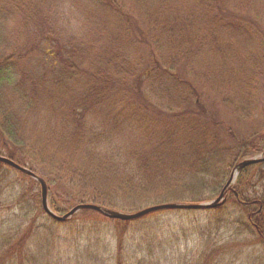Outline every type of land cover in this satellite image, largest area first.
Wrapping results in <instances>:
<instances>
[{"label":"trees","instance_id":"trees-1","mask_svg":"<svg viewBox=\"0 0 264 264\" xmlns=\"http://www.w3.org/2000/svg\"><path fill=\"white\" fill-rule=\"evenodd\" d=\"M24 61L36 62L45 79L19 77L15 64ZM263 75L264 0H0V156L44 181L47 194H55L49 209L58 215L67 213L58 201L70 209L94 205L130 215L163 204H202L207 200L199 192L215 200L244 157L264 152L248 146L256 136L253 126L246 138H237L236 127L253 120L254 82ZM40 92L54 102L58 122L55 116L44 126L38 121V135L27 130L11 102L24 106L25 117L37 116ZM208 100L216 109L209 115ZM197 110L205 120L194 117ZM214 146L226 153L239 148L220 175ZM262 166L264 161L253 168ZM5 168L0 164V194L20 185L11 208L30 222L26 237L35 236L33 254L29 241L26 250L20 240L15 245L21 260L30 255L38 262L57 222L41 208L39 185L16 171L19 180L13 182ZM250 169L226 190L224 199L232 204L206 211L233 233L207 247L202 264H219L226 256L235 264L240 254L243 264L261 262L243 251L264 250V193L247 195L254 187L246 184ZM230 207L226 220L222 215ZM82 212L91 219L76 221L71 243L78 248L76 261L92 264H108L114 253L113 264H172L165 252L180 236L157 217L198 213L164 210L120 222ZM104 222L122 229L114 236L100 228ZM112 243L113 254L107 250Z\"/></svg>","mask_w":264,"mask_h":264},{"label":"rangeland","instance_id":"rangeland-1","mask_svg":"<svg viewBox=\"0 0 264 264\" xmlns=\"http://www.w3.org/2000/svg\"><path fill=\"white\" fill-rule=\"evenodd\" d=\"M200 51H201V55H202L204 53V49H202ZM159 57L162 58V55H159ZM21 59L24 60L25 58H21ZM15 66L17 69L16 72L19 74V77H21L22 74H25L26 78L34 80V81L37 79H45V78L41 77V75H43L45 72L41 73L40 68H38V64H36V62H30V63L18 62L15 64ZM40 66H42V65H40ZM85 69L86 68L82 69L81 73L85 72ZM250 71H251V69L248 71V74L250 73ZM31 73H32V76L30 75ZM46 73H48V72L46 71ZM46 77H47V75H46ZM253 80H255V78ZM57 82L58 81L55 79L54 84L57 85ZM42 84L44 87H46L45 83L42 82ZM46 84H47V79H46ZM254 84H256L255 88H259L257 93H255L253 91L254 97L256 98V101H255V103H256L255 111L256 112H255V115H254L252 121H250L248 123L246 122V124H244V125H240V124L236 125V127L238 128L237 138L238 137L242 138V137L247 136V135H243V134H245L246 131L253 126L254 131H252V130L251 131L256 132V136L251 138V140H250L251 146H250V144H248V146L250 148V147H253V145H255V146L259 145V148L262 152V150L264 149V75H263V77L261 76V78H260V76L257 77V83L254 82ZM26 93H27L28 99H31L33 94L30 93V91L28 90L27 87H26ZM55 96L56 97L58 96V90H57V93L55 94ZM37 98H38V101L40 98V104H39V107L37 108L39 115L34 116V117H29V116L25 117V114H27L26 109H24V106H22L21 103L18 101H16V103L11 102V104H12L11 106L15 107L14 109H16V112L20 115V117H22L21 118V119H23L22 121H24V119H25L24 124L27 125V127H28L27 130H29V128H31L35 132L39 131V133H38V135H39L40 133L43 134L41 132L42 130L40 129V126L41 125L44 126L46 124V122H48V120H50L53 116H55L56 121L58 122V112L54 111V109H53V105H55L54 102H52L51 99L49 100L48 97H45L44 95H42L41 92L38 93ZM205 105H206V107H209V109H207L208 115L211 114V111L216 112L215 106L211 105L210 100L205 102ZM201 106L203 107L204 104H202ZM194 112H195L194 117H196L198 119V121H202L199 118L203 119L204 117H202L201 115H196L198 113V110L194 111ZM75 115L80 116V112L76 111ZM204 120H205V118H204ZM38 121L40 122V126L38 124ZM238 123H242V122H237V124ZM88 124H89V122H88ZM214 128H217V127H214ZM252 132H250V133L252 134ZM23 134L26 135L25 129L23 131ZM55 134H56V136H58V132H56ZM219 136L222 137L220 133H219ZM211 137H214V135L211 134ZM249 148H247V151L250 153L251 150ZM212 149L218 150L219 155H221V157L218 160L217 165H215V171L217 172L218 175H220L222 173V170L224 168L226 169V167L229 165V163L231 161L230 158L231 157L233 158V156L239 152V148L232 146L228 153L223 152L221 149H219V146L216 148L214 146V147H212ZM262 154H263V152L260 154L252 156V154L250 153V156H246V157H244V159L257 157V156H260ZM175 163H177V162H175ZM259 163H256V164H259ZM194 164H195V162H194ZM256 164L250 165L251 169L248 172V176H247V183L246 184L247 185L252 184L254 186L253 188H249V191L247 194L251 199L252 198L254 199V197L257 196L255 194H257L258 192L264 193V178H263L264 177V166L253 168L254 165H256ZM247 167H249V166H247ZM4 171L6 172V176L9 179H11V181L14 182L16 180H19L18 179L19 175L15 174L17 171L15 172V170H12L9 167L5 168ZM5 172H3V173H5ZM238 175L236 176V179H238L237 178ZM198 177H200V176H198ZM244 178H245V174H243V178L241 176V182L244 180ZM236 179L232 183L233 185L237 181ZM245 181H244V183H245ZM63 184H65V183H63ZM13 185L15 187V191L13 190L14 187L9 185L2 192V194H0V208H1V211H0V264H22L24 262V260H25L24 264H92V263H87V262L80 263L81 261L79 262V260L77 262L75 252L78 248L77 249L74 248V246L76 244L75 242L71 243L73 241V239H75L74 235L76 233L73 231H74V228L76 226V221L82 222V220H84V219H87V218L91 219L90 215L85 214L82 211H79L72 216L74 218L73 223L70 222L72 217L70 219H68L69 221L67 220L66 223L60 224V225H58L59 222L55 223V221H54V223L56 225L51 226L53 235L49 236L47 238L48 239L47 244H46L47 246L45 248H43L42 253L40 252L38 254V257L36 259V260H38V262H34L33 258L30 257V255H27L25 258H23V260H21L22 259V257L20 256V254H21L20 250L21 249H20V247H18L19 245L16 246L15 244L20 240L21 242L18 244H20L22 249L26 250V248L28 247L27 242L29 241L30 253L33 254L34 252L32 250L35 249V246L31 242L34 240L35 236L31 235L30 238L26 237V234H24L25 233L24 229L25 228L28 229V226L30 225L28 223H30V222L28 220H22L19 216H17V214H14V211H13L14 209L12 210V208H11L13 193H14V197H15V193L18 190L22 191L20 189L21 188L20 185H19V187H16V186H18L17 183H15ZM180 186H188V185L183 184ZM35 187H36L35 191L37 190L36 192H37V197H38L39 196V188L37 186H35ZM24 189L25 188L23 187V191H24ZM54 196H55V194H53V193L51 195L47 194V204H48V207L50 206L49 208H51V205L53 206ZM170 196L171 195H169V197ZM199 197L201 199H203V201L207 200L204 203L213 201V199H212L213 196H211L210 194H203V193L199 192ZM58 202L60 203L59 205H60L61 211L63 210V211L68 212L70 210L71 205L68 206V205L62 204L63 202H60V201H58ZM58 202H56V203L58 204ZM224 202H227V201H224ZM230 204H232V201H230L229 203L227 202L226 207ZM207 210L208 209H205V210L203 209V211H202V209L201 210H195V211H198V213L190 212L189 214H179V215L170 213V214H164V217H157L158 223H161L163 220L165 221V223L161 224V226H173V231L175 233H178V235L180 236L179 242H176L173 240L170 241V243L172 245V249L168 248L167 251L165 252L166 256L171 257L172 264H202V262L205 258L203 254L208 252L207 247H209V246L214 247V245L218 244V241L220 239L221 240L225 239L228 237L229 234L233 233L230 229L224 227L225 222H222L221 226H219L217 214L213 213V212H206ZM88 211H90V210H88ZM232 211H233V209L231 208V210H228L227 215L224 214L222 216H225V219L227 220V219H229L228 217L232 213ZM92 212H94V211H92ZM154 213H156V212H154ZM63 214H65V213H63ZM63 214L60 213L59 215L58 214H56V215L62 216ZM150 214H152V213H150ZM235 215H237V214L235 213ZM150 220L153 221V218L149 217L148 222ZM116 221H118V220H116ZM120 222H122V221H120ZM105 226H107L105 229L108 232H110L111 234H113L114 236L118 235V233L122 229V228H116L114 223H111V224L105 223L104 225L100 226V228L103 229ZM203 226H206L208 228L205 232L201 231ZM18 227H20V229H18ZM180 228L185 229V236H186L185 238L183 236V231H181ZM16 229H18V231L15 232ZM104 234H105V231H99V236L104 235ZM43 236H44V234H43ZM44 237H46V236H44ZM66 237H67V240H65ZM205 241H206V245H205ZM79 242L84 243L82 240H80ZM14 245H15V247H18V248L16 249L17 251L15 250L12 252V249H14V247H13ZM109 246H110V248L107 250H109L111 252V254H113L115 252L113 250L116 247L115 243H112ZM102 247L103 246H101V250H102ZM238 248H239V246H238ZM252 249L253 248H251V247L243 249L244 254H247L250 252V258L252 259L253 262L261 261V262L255 263V264H264V256H263L264 250L259 248V247H256V248H254L253 251H251ZM258 249L262 250V252L257 251ZM234 251H239V250L236 248ZM229 258H230L229 256H226L225 259H219V260L217 259L216 262H218L219 264H230V261H228ZM110 260L111 261H109L108 264H113V262L117 263V261H118L117 254L114 253L113 258H111ZM167 264H169V262ZM235 264H243L241 261V254L239 255V259L235 260Z\"/></svg>","mask_w":264,"mask_h":264},{"label":"water","instance_id":"water-1","mask_svg":"<svg viewBox=\"0 0 264 264\" xmlns=\"http://www.w3.org/2000/svg\"><path fill=\"white\" fill-rule=\"evenodd\" d=\"M264 161V152L262 155L254 157V158H250V159H245L242 162H240L233 170L228 183L226 184V186L223 188V190L221 191V193L219 194V196L211 201V202H207V203H202V204H198V205H179V204H163V205H157V206H153L147 209H144L142 211H139L135 214H130V215H126V214H120L117 212H112V211H108L102 208H99L97 206L94 205H77L75 207H73L72 209H70L66 214L62 215V216H58L56 214H54L48 207L47 204V187L46 184L44 183V181L40 178H38L36 175H34L33 173H31L30 171L14 164L12 161H10L9 159L0 156V164H3L23 175H26L28 177H30L31 179H33L38 185H39V194H40V205L41 208L43 210V212L46 214V216H48L51 220L55 221V222H65L68 219H70L74 214H76L79 211H84V210H90V211H94L98 214H101L102 216L111 219V220H118V221H132V220H136L139 219L141 217H144L150 213H154V212H158V211H164V210H203V209H212L215 208L219 205H221L222 203H224L225 199H224V194L226 192V190L228 189V187L234 182V180L236 179V176L239 174V172L241 170H243L244 168H246L247 166L259 163V162H263Z\"/></svg>","mask_w":264,"mask_h":264},{"label":"bare ground","instance_id":"bare-ground-1","mask_svg":"<svg viewBox=\"0 0 264 264\" xmlns=\"http://www.w3.org/2000/svg\"><path fill=\"white\" fill-rule=\"evenodd\" d=\"M217 98V97H216Z\"/></svg>","mask_w":264,"mask_h":264}]
</instances>
